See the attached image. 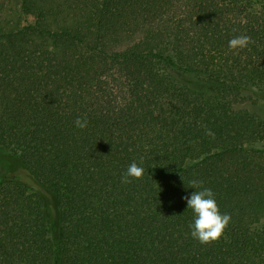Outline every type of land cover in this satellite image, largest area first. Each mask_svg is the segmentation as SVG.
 Masks as SVG:
<instances>
[{
  "label": "trees",
  "instance_id": "trees-1",
  "mask_svg": "<svg viewBox=\"0 0 264 264\" xmlns=\"http://www.w3.org/2000/svg\"><path fill=\"white\" fill-rule=\"evenodd\" d=\"M263 141L264 0H0V264H264Z\"/></svg>",
  "mask_w": 264,
  "mask_h": 264
},
{
  "label": "clouds",
  "instance_id": "clouds-1",
  "mask_svg": "<svg viewBox=\"0 0 264 264\" xmlns=\"http://www.w3.org/2000/svg\"><path fill=\"white\" fill-rule=\"evenodd\" d=\"M251 43H254V41L250 36L240 35L228 41V48L237 53L238 50L247 48ZM74 123L79 129H85L88 124L86 118L81 119L79 117ZM143 173L144 169L133 162L123 173L122 183L128 184L132 180L142 179ZM202 184V181L195 179L190 181V187L194 189L201 188V190H195L190 196L185 195L183 199L187 202V209H191L194 213V223L190 225L192 237L202 245H210L222 237L225 228L231 221V215L220 213L215 200V193L210 188H202Z\"/></svg>",
  "mask_w": 264,
  "mask_h": 264
},
{
  "label": "rangeland",
  "instance_id": "rangeland-1",
  "mask_svg": "<svg viewBox=\"0 0 264 264\" xmlns=\"http://www.w3.org/2000/svg\"><path fill=\"white\" fill-rule=\"evenodd\" d=\"M264 148V141L259 144ZM21 167V161L16 156L11 154L5 148L0 147V174L17 170Z\"/></svg>",
  "mask_w": 264,
  "mask_h": 264
}]
</instances>
